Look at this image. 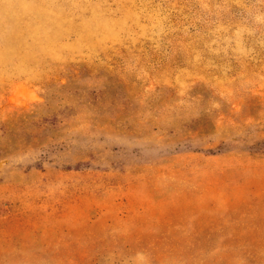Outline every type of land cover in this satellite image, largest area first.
<instances>
[{
    "label": "rangeland",
    "instance_id": "rangeland-1",
    "mask_svg": "<svg viewBox=\"0 0 264 264\" xmlns=\"http://www.w3.org/2000/svg\"><path fill=\"white\" fill-rule=\"evenodd\" d=\"M0 264H264V0H0Z\"/></svg>",
    "mask_w": 264,
    "mask_h": 264
}]
</instances>
